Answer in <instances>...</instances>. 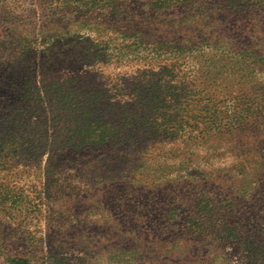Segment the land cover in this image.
Instances as JSON below:
<instances>
[{
    "label": "rangeland",
    "instance_id": "rangeland-1",
    "mask_svg": "<svg viewBox=\"0 0 264 264\" xmlns=\"http://www.w3.org/2000/svg\"><path fill=\"white\" fill-rule=\"evenodd\" d=\"M169 1L0 0V264H264V10Z\"/></svg>",
    "mask_w": 264,
    "mask_h": 264
},
{
    "label": "trees",
    "instance_id": "trees-1",
    "mask_svg": "<svg viewBox=\"0 0 264 264\" xmlns=\"http://www.w3.org/2000/svg\"><path fill=\"white\" fill-rule=\"evenodd\" d=\"M84 1L85 2H83V3L86 6L89 5L87 2H90L92 4H98L99 5L98 7L100 9L101 8L106 9V10H108V12H110L112 17H116V14H117L116 4H118L117 0H84ZM243 1H244L243 5L236 6V5L232 4L231 0H229V1L224 0L225 5L224 6H220L219 7V11H224V13H225V11H229L230 12L234 8H240V7H242V8L244 7L245 9L246 8L247 9L250 8V9L255 10V11L256 10H261V11L264 10V0H243ZM178 2H179L178 0H176V1L170 0L169 4H167V7H171L173 5H176V4H178ZM235 2H236V0H235ZM237 3H239V2H237ZM88 7L91 8V6H88ZM124 19H126V18H124ZM260 23H261L260 20H254V25L255 26L260 25ZM261 26L264 27V22L261 23ZM44 50H45V52L48 51V49H44ZM75 59L79 60L80 58H76L75 57ZM94 109L95 110L97 109V104L94 105ZM137 126H140L141 127L140 130L144 131V132L141 133L142 135L138 136V138L143 139V140H148V141L150 139L149 138L150 134L157 135V134L163 133L164 135L168 136L169 134H172L173 131L175 130L174 128L169 127V125H164L162 127H159L157 125L146 123V124H142V125L138 124ZM195 128L199 129L200 127H195ZM121 130H123V132L126 131L127 133L124 136L129 137L131 132L136 131L138 129L124 128V129H121ZM119 131H120V129H116V127H114V126H108V129L101 131L100 137H103V138L99 139L97 141L98 143H91V144H85V145H90L91 147L101 145L102 141L105 140L104 136H106L110 140H114L117 137L116 135L120 134ZM193 131H194V129H193ZM201 131H203V129H201ZM179 134L187 135V137H189V138H191V137L194 138L191 134H188V130L187 129H184V132H180ZM130 139H131V137L129 138V140ZM70 147L77 148L78 146L75 145V144H71Z\"/></svg>",
    "mask_w": 264,
    "mask_h": 264
}]
</instances>
